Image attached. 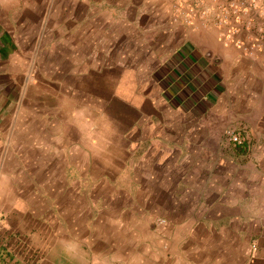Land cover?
Wrapping results in <instances>:
<instances>
[{
	"label": "crops",
	"instance_id": "0c3cea01",
	"mask_svg": "<svg viewBox=\"0 0 264 264\" xmlns=\"http://www.w3.org/2000/svg\"><path fill=\"white\" fill-rule=\"evenodd\" d=\"M167 7L0 0V264H264V25Z\"/></svg>",
	"mask_w": 264,
	"mask_h": 264
},
{
	"label": "rangeland",
	"instance_id": "374dc122",
	"mask_svg": "<svg viewBox=\"0 0 264 264\" xmlns=\"http://www.w3.org/2000/svg\"><path fill=\"white\" fill-rule=\"evenodd\" d=\"M204 2L205 0H167V22L164 26H188L199 17L204 25L206 15L212 20L207 24L219 28L222 25L237 32L239 27V34L251 33L258 30L259 25H264V0H225V3L218 2L213 8H205ZM259 17L263 18L261 22L256 21Z\"/></svg>",
	"mask_w": 264,
	"mask_h": 264
},
{
	"label": "built area",
	"instance_id": "2783aa9c",
	"mask_svg": "<svg viewBox=\"0 0 264 264\" xmlns=\"http://www.w3.org/2000/svg\"><path fill=\"white\" fill-rule=\"evenodd\" d=\"M229 139L233 142H237L238 138L235 135H229Z\"/></svg>",
	"mask_w": 264,
	"mask_h": 264
}]
</instances>
